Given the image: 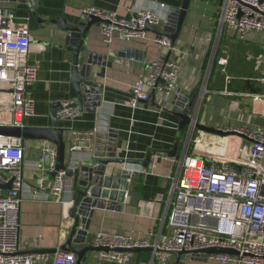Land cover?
I'll return each instance as SVG.
<instances>
[{
  "label": "crops",
  "instance_id": "1",
  "mask_svg": "<svg viewBox=\"0 0 264 264\" xmlns=\"http://www.w3.org/2000/svg\"><path fill=\"white\" fill-rule=\"evenodd\" d=\"M183 0H0L11 8L19 24L31 30V62L39 61L37 81L28 88L35 100V114L27 119V126H50L51 111H57L63 100H77L72 81L73 51L67 39L65 24L84 15V8L94 7L105 13H115L123 19L133 18L143 9L154 10L161 17L155 28L166 29L172 9H180ZM227 0H192L182 29L175 42L174 53L150 40L137 38L124 41L115 38L107 44L100 25H93L88 33L86 51L93 53L91 79L102 84L101 104L94 110L84 107L75 119L59 118L66 129L67 161L76 165L94 159H120L136 175L130 181L121 209H96L89 237L99 231L131 233L136 238L156 244L171 233L168 216L171 209V179L166 175L178 169L173 159L193 153L191 124L181 125L174 112L185 111L188 101L178 105L175 95L164 98L155 93L153 100L137 107L130 105L131 87L138 77L147 74V63L170 56L181 63L178 80L179 95L199 91L193 119L212 127L262 126L264 100L256 101L252 94L263 93L264 35L252 32L244 37L230 31L221 21ZM165 4V6H161ZM157 34V33H156ZM151 38L155 33H150ZM182 101V100H181ZM260 121L258 123H260ZM262 123V122H261ZM198 130V129H197ZM74 131H94L93 143L77 141ZM197 132H195L196 134ZM206 132V136H207ZM212 134V133H211ZM40 139L25 140L23 163L20 250L33 248L61 250L72 240L73 219L68 210L69 189L61 201H56L51 187L54 178L43 187L38 183L35 162L39 159ZM212 140H208L211 142ZM79 143L80 150L71 151ZM191 142V143H190ZM205 147L211 152L215 142ZM190 144V145H189ZM158 153L166 156L158 157ZM99 158V159H98ZM151 201V203H150ZM49 254V253H48ZM154 251L133 253V262L151 261ZM49 255H54L50 253ZM176 255L170 264H177ZM184 264H221L202 256L181 257ZM87 264H100L97 252L86 254ZM114 264V263H112Z\"/></svg>",
  "mask_w": 264,
  "mask_h": 264
},
{
  "label": "built area",
  "instance_id": "2",
  "mask_svg": "<svg viewBox=\"0 0 264 264\" xmlns=\"http://www.w3.org/2000/svg\"><path fill=\"white\" fill-rule=\"evenodd\" d=\"M83 12L100 17L101 32L107 44L115 38L124 41L142 38L152 39L170 54L178 50L169 36H149L152 32L145 29L146 25L155 28L162 20L154 10L143 9L129 20L94 7L84 8ZM221 21L241 37L252 32L264 35V0H227ZM31 41L29 26L19 24L14 10L0 4V126L24 128L27 119L35 114V100L28 88L37 81L40 65L39 61L30 60ZM146 68L147 74L138 77L131 87L132 107L146 102L152 92L161 93L164 98L180 93L181 63L177 59L168 56L152 60ZM260 80L264 83V76ZM252 98L262 101L264 92L252 94ZM80 113L73 100L61 101L57 111L60 118L66 119H75ZM219 129L235 132L223 136L225 141L220 152L205 149L215 141L207 143L206 132L192 124L193 153H184L182 158L172 160L174 166L178 164V169L166 175L172 180L168 216L171 233L151 244L131 233L101 230L90 238L92 245L108 248L97 252L100 264H126L131 260V264H170L175 251L211 247L238 252L208 256L221 264H264V127L243 125ZM74 136L77 141L84 139L92 144L94 131H74ZM24 141L0 134V264H87L78 263L75 253L64 250L54 255L20 250ZM38 145L35 173L43 187L49 179L48 172L55 169L57 149L46 139L39 140ZM81 148L77 142L71 151ZM70 166L76 164L70 163ZM10 182L9 189L2 186ZM65 189L66 173L61 171L51 187L56 201L62 200ZM149 246L154 248L151 261L133 262L132 252L118 250ZM190 256L187 253L184 258ZM180 259L177 264H184Z\"/></svg>",
  "mask_w": 264,
  "mask_h": 264
},
{
  "label": "water",
  "instance_id": "3",
  "mask_svg": "<svg viewBox=\"0 0 264 264\" xmlns=\"http://www.w3.org/2000/svg\"><path fill=\"white\" fill-rule=\"evenodd\" d=\"M192 0H183L180 9H172L166 21V29L159 31L150 24L146 25V30L157 35H166L175 43L184 24L187 12L190 8ZM74 23H66L65 31L67 39L71 43L69 48L73 51V66H72V81L77 92V105L80 110L88 107L87 102H91L90 111H94L102 102L100 90L102 84L91 79L92 65L96 64L93 60V53L86 51V41L88 33L93 25H100V17L94 14H84L75 18ZM155 93H151L146 102L153 100ZM199 91H194L189 95H175V99H179L178 105L183 104V101H188V108L183 111L179 107L174 109L178 114L181 125L193 124L196 129L214 133L220 136H228L235 132H226L217 127L208 126L193 119V114L196 112L197 101L199 100ZM182 100V101H181ZM52 123L50 126H26L24 128L13 126H0V134L27 139H46L51 141L57 149L56 166L54 170L48 173L55 178L59 172L66 173V189L70 191V197L67 201L70 202L68 213L73 219L72 240L68 241L61 247V250L75 253L78 257V263L86 261V254L89 252H98L100 250H108L106 247H96L90 243L89 229L96 209H121L127 191L130 187V179L136 174L130 169L122 167L120 159L102 158L101 154H95L100 157L99 160L91 159L84 164L71 167L67 161L68 155L71 158L72 153L67 151V143L65 139L66 129L60 125L56 110L51 111ZM166 153H158V157L166 156ZM6 189L11 187L9 184H2ZM120 252H140L144 250L154 251L152 246L149 247H133L118 249ZM57 248L41 249L33 248L23 253H56ZM189 253L192 256H202L208 258L211 254L228 253L238 254L231 248L211 247L193 251H175L174 255L178 259L185 257ZM132 260L126 264H131Z\"/></svg>",
  "mask_w": 264,
  "mask_h": 264
},
{
  "label": "rangeland",
  "instance_id": "4",
  "mask_svg": "<svg viewBox=\"0 0 264 264\" xmlns=\"http://www.w3.org/2000/svg\"><path fill=\"white\" fill-rule=\"evenodd\" d=\"M259 121L260 120H258V122ZM258 122H256L258 125H262V127H264V120L260 121V123H258ZM209 139L212 140L211 142L215 141V145H216L215 148H218L219 146H222L224 141H225V138L223 136H220V135H217V134H214V133H212V134L211 133H207V143H208ZM220 151H221V149L216 150V152H220Z\"/></svg>",
  "mask_w": 264,
  "mask_h": 264
}]
</instances>
